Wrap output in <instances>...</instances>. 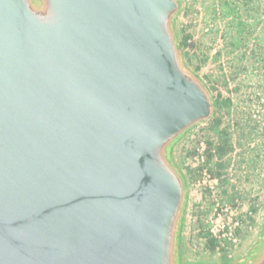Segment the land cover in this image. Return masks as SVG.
Here are the masks:
<instances>
[{"label":"water","instance_id":"1","mask_svg":"<svg viewBox=\"0 0 264 264\" xmlns=\"http://www.w3.org/2000/svg\"><path fill=\"white\" fill-rule=\"evenodd\" d=\"M182 0H0V264H180L174 145L214 100ZM242 264H264V238Z\"/></svg>","mask_w":264,"mask_h":264},{"label":"rangeland","instance_id":"2","mask_svg":"<svg viewBox=\"0 0 264 264\" xmlns=\"http://www.w3.org/2000/svg\"><path fill=\"white\" fill-rule=\"evenodd\" d=\"M174 31L182 61L209 89L211 118L172 158L187 185L180 264H242L264 238V0H182ZM242 226L235 245L209 231L217 205Z\"/></svg>","mask_w":264,"mask_h":264},{"label":"built area","instance_id":"3","mask_svg":"<svg viewBox=\"0 0 264 264\" xmlns=\"http://www.w3.org/2000/svg\"><path fill=\"white\" fill-rule=\"evenodd\" d=\"M242 226L239 214L232 204L217 205L210 218L209 231L221 245H235L239 241L238 230Z\"/></svg>","mask_w":264,"mask_h":264}]
</instances>
